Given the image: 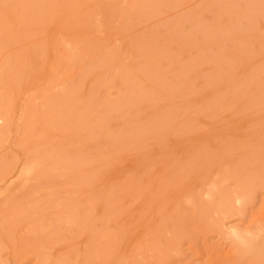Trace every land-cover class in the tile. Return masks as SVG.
Wrapping results in <instances>:
<instances>
[{
  "label": "rangeland",
  "instance_id": "1",
  "mask_svg": "<svg viewBox=\"0 0 264 264\" xmlns=\"http://www.w3.org/2000/svg\"><path fill=\"white\" fill-rule=\"evenodd\" d=\"M0 264H264V0H0Z\"/></svg>",
  "mask_w": 264,
  "mask_h": 264
},
{
  "label": "bare ground",
  "instance_id": "2",
  "mask_svg": "<svg viewBox=\"0 0 264 264\" xmlns=\"http://www.w3.org/2000/svg\"><path fill=\"white\" fill-rule=\"evenodd\" d=\"M225 225V224H224Z\"/></svg>",
  "mask_w": 264,
  "mask_h": 264
}]
</instances>
